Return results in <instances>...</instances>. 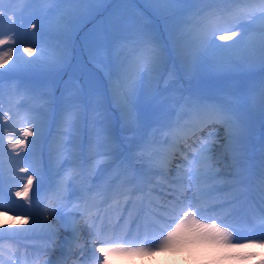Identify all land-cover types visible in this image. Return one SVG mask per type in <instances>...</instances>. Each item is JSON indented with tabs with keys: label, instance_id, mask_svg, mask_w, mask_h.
I'll return each instance as SVG.
<instances>
[{
	"label": "rangeland",
	"instance_id": "obj_1",
	"mask_svg": "<svg viewBox=\"0 0 264 264\" xmlns=\"http://www.w3.org/2000/svg\"><path fill=\"white\" fill-rule=\"evenodd\" d=\"M59 1L60 0H21L20 3H17L16 5L15 3L12 4V0H0V12L5 13L4 19H0V39H7L9 41L7 46L0 44V55H3L4 52L7 51H12L14 55V59L9 60L3 66V68H0V72H3V69H7L6 71L11 72V74L23 76L31 74L27 70L29 67H33L34 69H39L40 73H44L41 72L42 70H48L49 73H46L50 76V74L55 71V65L59 63V61H56L57 59L54 60L50 57L49 61L46 56L38 55L32 50L24 52L23 49L26 47L30 49V47L27 45L31 44L32 42H38V44L41 45H46L50 42L46 35L44 36V41L39 40V38L30 39V36H34L35 30H37V28L33 27V24H36L38 28L45 32L47 30L48 32H51L50 30L61 31V29H65L64 24L53 25V23H49L48 18L50 17H47L44 20L45 16L50 11V8L54 9L55 4ZM72 1H75L73 4L78 6L72 7V9L69 7V10H67L68 5H66L62 9L60 7L58 10H56V12H58L56 14L58 19L60 17L63 18L64 13H68L69 15L70 12L72 14L71 17H74L80 13V10V18L83 19L81 22H78V24L81 26L79 28V34L71 35V30L69 29L67 32L65 29L67 41L69 44L74 46V51L71 53L70 57L72 58V63L70 65L71 67L68 69V71H66L69 73V78L74 81L76 77H78L81 83L84 85V91L87 93L90 90L93 102L97 101L99 103V105H97L98 107L102 105L103 101L107 100V102L117 105L119 110H123V107L130 103L137 108L135 109V116L137 117V115L140 113V116L144 119L145 123V126L143 129H141V131L131 133L128 132V130H130L129 127L124 125V120H130V117L118 119L119 117L117 115L114 117L110 116V118L106 120V123L100 126L101 137L108 140L114 136L128 137L129 139H123L126 141L121 140V143L126 144L127 148L134 149L138 142L148 135L149 131H157L159 129L158 124L161 121L160 117H158L155 121L156 114L153 109H151V115H145V117H143V114H145L142 107L144 101L143 98H147L149 96V86H147L146 83H149V80L154 83L152 78L156 77L158 79L159 86L164 88L165 86L169 85V78L180 77L175 68V62L170 61L172 59L169 60V57L167 58L169 62L165 60L160 46L157 48L153 47L154 52L152 58L142 69L134 72L131 68L130 60L126 58L125 55V46L136 44L135 42L132 43V40H138V45L143 43L144 40L148 42L152 39L154 41L164 36L167 37L165 45L172 52V57L175 55L179 60H186L193 63L191 67H188L187 64L183 65L177 61L179 64L183 65L181 66V70L187 73L189 77L196 76L195 72L197 73V70L200 67L196 59H200L205 54L209 55V59H211L213 56L212 58L215 60L220 59L221 62H225L224 60L228 61L230 58L233 59L235 56H237V54H239L240 51L243 53V56L246 57V59H242V62L239 63L236 70L241 68H248L252 70L237 75V78L235 79L228 78L226 74L223 77H227V79H223L221 82H223V84L227 87L232 86V88H234L239 86L244 93V96L247 95L249 89L253 88L257 81V84L254 87V96L244 103L245 107H241L242 110L237 115V117L239 118V122H244V112L249 118H252L254 114H264V50L261 52L253 49V44L256 40L254 39L255 33L250 30V23L247 21L245 22V18L242 19L243 15L246 14V11L251 4L247 5L246 8H242L237 11L239 9V5L238 2L235 3L232 5V14L224 18L218 25V27H221L222 30L220 32L223 35L232 36L231 30L240 32L241 34L237 38L233 37V40L230 41H220L218 37L217 40L212 37L204 42H201V40L195 36V33L191 32V29H193L199 21L196 17V23L193 24L192 15L198 14L203 8L209 7V5L213 3V0H131L136 2L138 1L140 5H134L133 3H130V0H101L102 4L111 1L110 5H107L104 9V12L102 13L94 11L95 9L93 7H89L91 4H93V0L89 4L85 2V0ZM149 2H152L155 5H152L153 7L151 8ZM254 2L257 3L259 0H254ZM145 6L150 8L152 16L161 17V22L166 20V15L172 13L174 15L173 21L167 23L166 25L161 24L163 27L162 30L161 26L155 20L151 19V15H149L150 18L141 16L143 18L142 19L134 12V10L138 8V14H143L144 11L147 10ZM13 13L16 14L14 21L15 28L14 30L9 31V25L12 22L5 21H7V16L12 15ZM147 21H151V23H148ZM188 22L190 23L188 24ZM54 37L56 39L57 36ZM72 37H77V39L73 40ZM77 40H81V42L79 43ZM54 47H56V45L52 46V49H54ZM78 47H81L82 49L84 48L83 52H80ZM58 48L59 47L57 46L54 50ZM64 50L65 47H62L61 52ZM82 54L88 55L91 58L103 63L93 61L95 63H92L90 66L85 65L81 59ZM64 57L66 58L65 55ZM109 60H111L112 65L110 64ZM169 63L171 66H169ZM98 64L100 65L101 69ZM50 65L52 66V69H49ZM92 67L98 69V71L96 72V70H94ZM105 67H107L106 72L111 74L112 77L111 78L110 75H108V91L106 90V92L102 91V81L98 79L101 74L105 72ZM149 67L153 70H157L158 74L150 76L142 72ZM168 69H170V75L166 77ZM259 70L261 71L259 72ZM35 72H37V70H35ZM37 76L40 77V75ZM165 77L166 79H164ZM5 80L6 79H4V77L0 76V94L12 90L11 87L6 85ZM214 81L218 82L219 80ZM144 82L145 85H142ZM207 83L212 84V81L209 80ZM207 83L205 84L208 86ZM181 84L183 85V82H181ZM47 87L48 85L45 86V88ZM116 87L120 92L121 102L120 100L119 102L116 100L115 94L113 93V89ZM178 89L179 87H175V89L171 90H177L175 100H173L174 103H176L180 97V90ZM12 92L9 94L14 95ZM166 92L167 90H163L161 93L165 95ZM221 93H223L222 89ZM59 95L60 96L56 97L54 103V113L56 115L59 114V116L56 118H59L62 114H65L66 116L67 109L70 107V102H75L78 100V98L72 92H60ZM90 97L91 95L89 94L85 96L86 99ZM126 100L127 103L124 104ZM117 103L123 104V107ZM12 105H15V108L11 106L9 109L11 112L8 110H3V107V109H0V152H4V154L0 153V214H6L12 219H19L21 223L29 221L31 224H34V218L37 216H35L36 214L28 209L27 202L30 201L32 190H30L29 197H16L14 192L23 188V185L27 180V176L32 174V172H34L35 175L39 177L42 175L38 167L35 169L33 168L31 172L27 171L26 169L24 171L25 173H22L17 169H21L22 166H25L31 152H38V150L41 149V140L39 141L33 136L37 132L41 133L42 136L45 135V137H48L51 134L47 133V130L50 131V122L48 123L50 118H48L46 115V110L42 109V107L39 105L34 107L25 105V107L32 113L30 117H33V121H35L33 124L34 126L27 128H29V131L32 129H35V131L27 138L24 147H12L15 145V141L18 139L14 135L15 133L18 134V127L20 129L19 139L24 138L23 131H21L22 124H18L17 121H12L14 115L20 112L22 103L16 102V104ZM123 114H125L124 111ZM56 118L54 119L55 126L52 127L53 129H56L57 131H63L64 134L66 131H73L75 134H72V137H77L79 128H77L76 125L78 121H73L72 118H69L66 120V122L60 123V120L56 121ZM117 119L119 120L118 123ZM253 124L257 125V123ZM5 125L7 126L5 127ZM78 125L81 126L82 123ZM53 129L51 130L53 131ZM111 129L113 132H111ZM116 129H119L118 131L121 133L117 132ZM232 129L241 130L235 128ZM244 132L247 133L246 131ZM64 134L54 136L55 134L52 133V141L56 139V142L60 144L61 147L65 144H70V141L65 140L67 136ZM251 134L255 135L256 130H253ZM220 145L221 142L219 144H213V146H211V150L221 149ZM51 148L55 149V145H52ZM125 153L126 152L121 151L120 155L123 156ZM128 154H131V152H128ZM102 155L104 157L108 156V154ZM116 157H118V155H116ZM29 161H31L33 165L39 166L38 158L31 157ZM65 211H63V213H59L61 216L67 217L66 222H70L71 220L69 219H71V217H69L68 213ZM20 213H23V215ZM52 217L55 222H58L55 223L54 226L57 230L63 231L66 229L60 219L54 215H52ZM32 231L33 230H29L28 233H32ZM256 236H258L259 239L256 238V242L254 244L256 245L257 252L261 255V263L258 264H264V233L257 234ZM16 240L13 239L11 242H5L3 245L0 243V254L2 253L1 250L6 251L8 254L4 252L5 254H3V258L9 259L6 262H3V264H15V260L12 259V256L14 258V256H17L16 254L19 256L24 255L25 251L22 250V246H25L26 243L19 242L18 240L17 242ZM154 248L155 250L152 252L158 251V248L162 251L163 254H161L160 257L178 259L186 264H232L230 263L232 260L227 258V249L224 246L208 241H184L165 245L164 247H160L158 244ZM111 254L112 253H109L107 257L108 264H119L118 260L120 259L114 258V255ZM236 264H239V262Z\"/></svg>",
	"mask_w": 264,
	"mask_h": 264
},
{
	"label": "bare ground",
	"instance_id": "obj_2",
	"mask_svg": "<svg viewBox=\"0 0 264 264\" xmlns=\"http://www.w3.org/2000/svg\"><path fill=\"white\" fill-rule=\"evenodd\" d=\"M186 109H189V107L183 105L178 113L184 112V110ZM213 113H214L213 118L211 120L198 121L185 133L179 135V142L183 140L184 142H182V144L185 145L187 148H189L192 154L198 151L193 149L192 145H197V144L199 145L200 143L209 145L213 141L222 142L226 158H221L219 156L212 158V155L206 152L205 153L206 163L195 166L196 168L208 172L209 179H207L206 182H201L200 183L201 185H206V186L217 185L218 187H222L220 185H222L223 182H230L231 184H233L231 187L225 188L220 191H216L213 194V196H209L210 199H214L213 197H215L221 200L224 199L225 197L229 198L231 195H233L234 193L236 194L241 189V185L240 182H238V179L246 169H249L251 167L249 166L248 168V165L250 163L254 164L256 162H259L258 165L260 163L264 165V142H263V136L260 137L258 136L257 143H254L255 145H253L251 142V136L248 134V132L245 133L244 131L234 130L228 127V124L224 121L221 114H219L220 112L214 110ZM185 119L186 118L177 121L178 129L180 127V123ZM169 130H174V129L170 128ZM212 130L215 132H212ZM174 132L175 131H172L170 135L168 133L164 135V134L151 132L150 134H148V136L145 139L139 142L137 147L134 149V154L136 155L135 157L136 160H139L138 159L139 156H142L144 157L148 165L153 167H158L159 169L164 171L163 176H160L158 174L154 175V178L156 179V183L151 185V187L154 189H159L160 184L158 183H161L175 189L176 191H179L180 211L186 212L190 210L189 209L190 206L189 208H187V205L196 204L202 206L203 200L196 199L195 189H197V187L193 183H190L191 173L194 170L191 156H184L183 158L185 159V162L181 164H179L178 161L174 159L175 156L181 155V152L178 151L177 148L178 144L175 141L173 142V144H171L172 134ZM210 133L213 134L211 137L209 136ZM191 134H195L196 136L195 137L196 140L194 141V143H191L190 141L187 140V135H190L191 138ZM144 141H145V145L141 147ZM93 164H96V161H94ZM165 164L171 165V168H169L171 170H165ZM218 167L226 168L228 172H218V173L215 172ZM170 177H174L176 179L175 183H169ZM137 184L139 185V187L142 188V194L135 199L131 197L132 201L130 203H126V205H128L129 207L128 210L130 212H139L144 207H149L150 209H152L153 200L159 199V197L161 198V194H154L150 192L147 188H144V183H141L139 179H137ZM105 186L107 188H110V183L105 184ZM258 187L259 190L264 191V188L261 187L260 179H257L255 181L254 186H250L251 188L250 195ZM255 194L258 195L257 192H255ZM115 201L120 202L121 200L118 197H114L112 201H110L107 204V209H111V208L117 209L118 205L115 203ZM258 202L259 200H256V203ZM90 208L94 209L93 207ZM232 209L233 206L231 204L222 205L221 207H217L210 212H202L201 217L206 219L210 218L214 221V223L217 224L218 227H221L222 225L225 224H232L235 218L241 215V212H234ZM41 210H42L41 212L42 217L40 218V220H44L45 210L44 209ZM91 211L92 210L86 211V209L84 211H81L78 220H86L88 218L87 215ZM252 211L253 209L251 210V214ZM223 212H226L228 214L227 218H225L224 220H217L219 215ZM46 220L47 223L51 224V227H47L46 225L41 224L39 222H36L34 224H31V222L29 221L21 223L19 219H12L8 215L0 214V236L10 235L9 237L12 238L14 237L18 241H23L25 243L32 241L38 235L45 234V235L55 236V234L57 233L55 232L54 226L55 223L58 222H55L51 215H47ZM174 223L175 222H173V224ZM253 226L254 223H252L249 227H247V229H250ZM13 227L15 231L13 230ZM29 230H33L32 233H28ZM70 235H71V228H68V230L65 232V237L68 238ZM154 237L155 236H153L152 238ZM30 252L32 254L37 253L36 251H30ZM59 254H60L59 257H53L51 262H48V264H63L64 252ZM128 256L129 257H127L126 260H118L119 264H129L128 262L133 260V258H137L142 255H136V256L128 255ZM100 261L101 259H98L94 264H101ZM34 263H36L34 262V257L28 261V264H34ZM140 264H186V263L178 259H170V258L168 259L167 257L164 258L155 255L151 259H148L147 261H141Z\"/></svg>",
	"mask_w": 264,
	"mask_h": 264
},
{
	"label": "snow or ice",
	"instance_id": "obj_3",
	"mask_svg": "<svg viewBox=\"0 0 264 264\" xmlns=\"http://www.w3.org/2000/svg\"><path fill=\"white\" fill-rule=\"evenodd\" d=\"M238 0H213V3L209 5V7L202 9L200 13L197 15L201 17V19L197 22L195 27L191 29V32L195 33V36L201 40V42H204L212 37H214L217 40V37L220 41H230L233 40V37H238L241 33L231 30L232 36L229 35H223L219 31L218 28L211 27L205 23L209 15H215L220 13H231L233 11L232 5L237 3ZM249 4L254 3V0H248ZM260 5V14L255 15L254 12L248 13V18L250 19L251 23L250 30L255 33L254 39L258 40L261 45H264V0H259ZM5 13L0 12V19H4ZM15 18L16 14L13 13L12 15L7 16V21L5 22H12L9 25V31L14 30L15 28ZM236 25V24H234ZM34 28H37L36 24H33ZM6 35V33H5ZM0 44H3L7 46L9 44V41L7 39H0ZM36 48V47H35ZM37 53L41 52L42 50L40 48H36ZM29 48H24V52H28ZM154 52V48L150 43H145L141 45L131 44L125 46V55L126 58H128L131 62V68L133 71H138L142 69L145 64L152 58ZM14 55L12 51L4 52L3 55H0V68H3V66L9 61L13 60ZM193 114L196 116H199V112L192 111ZM188 115L187 112H181L177 115V121L184 119L185 116ZM7 125H5L6 127ZM35 129L32 131H29L25 129L23 131V139H17L15 141V145L12 147H24L25 143L27 141V138L33 134ZM213 134L210 133L209 136L211 137ZM216 143H219V141H216ZM145 145V141L142 143L141 147ZM195 147V145H192ZM139 150V149H138ZM211 150L210 145H205L203 148L198 149L196 153L191 154V159L193 162V172L191 173V180L190 183H193L197 187V194L203 196L205 193L199 189V184L201 182H206L207 179H209L208 172L201 170L199 168H196V165L199 164H205V153ZM19 159V158H18ZM27 166H22L21 171H25ZM28 171L31 172V168L28 167ZM133 172L135 173L136 170L133 169ZM35 173L32 172V174H29L27 176V180L23 185V188L19 191H15L14 195L16 197L24 196L29 197L30 190H32L31 200L29 202V207H39L38 203V197L40 192L36 191V185L33 184V177ZM37 181L39 180V177L36 178ZM133 179H139L141 183H151V181L148 179V173L141 171L139 173H136V175L133 176ZM260 183L261 187L264 188V167H262L260 171ZM37 184V183H36ZM142 190V189H139ZM213 190H209L207 194H211ZM255 209L256 218L261 222V227H264V191L261 192V198L258 203H253L252 205ZM127 211V209H121V216L120 219H123V212ZM23 215V213H20ZM199 213L197 212L195 215L192 212H184L183 219H180L179 223L175 225V228L172 231H169L167 236L161 241L160 247H164L165 245L169 244H175L180 243L184 241H208L212 242L217 245H228L230 247H241L242 245L238 244H232L230 241V233L222 227H218L216 223H202L200 220H198L196 217ZM47 215H54L58 219H60L63 223V226L66 228H71V235L66 238V243L68 244L69 252H71L73 244L77 243L79 241L78 236V229L76 227V220L75 217L72 216L70 222L67 221V217L61 216L59 212L53 211L51 213L45 212L44 213V220H40L39 218H34V223L39 222L41 224L46 225L47 227H51V224L47 223L46 217ZM97 220H102L103 218L100 215H97L95 218ZM91 227H95V224L93 223ZM112 241H104L103 243H111ZM142 243L139 240H133L128 241L126 237L120 238L117 241L118 246L116 247H101L99 248V252L104 257L103 264H108V254L109 253H117V254H125V255H142V254H148L149 249L145 247H137V246H131L134 244ZM123 244H129L130 246H122ZM82 254L86 252V247H81ZM94 259H99L98 257H95L93 254ZM48 264V262H46ZM85 264L87 262L85 261Z\"/></svg>",
	"mask_w": 264,
	"mask_h": 264
},
{
	"label": "trees",
	"instance_id": "obj_4",
	"mask_svg": "<svg viewBox=\"0 0 264 264\" xmlns=\"http://www.w3.org/2000/svg\"><path fill=\"white\" fill-rule=\"evenodd\" d=\"M91 1L92 0H85V2H87L88 4ZM92 2H93V4H91L89 7H93L95 9H102L103 8V5L106 4V3L105 4H102L101 3V0H93ZM73 3H75V1H72V0L67 1V4H66V5H68L67 10H69V7H70V9H72V7L78 6V5H74ZM130 3H133L134 5H140L138 3V1L136 2V1H131L130 0ZM149 5H151V8H152L153 7L152 5H155V4L152 3V2H149ZM57 13L58 12H55L53 14L51 20H50V18L48 19V22L49 23L50 22L53 23V25H55V24L61 25V22L63 20H65V22H67L69 24V27L72 28V24H71V22L69 20V19L72 18L71 17L72 16L71 12L69 13V15H68V13H64V17L63 18L60 17L59 19H58V16L56 15ZM80 13H81V10H80ZM169 15H172V13H170V14H168L166 16H169ZM55 31H57V30H55ZM254 42L255 43L253 44L254 45L253 49L256 50V51H261L262 52L264 50V45H261L258 40H255ZM212 57H211V59H209V55L206 54V58L208 59L209 64L202 66L201 67V71H203V72L205 71L207 73L216 74V75L217 74L218 75L219 74H222L223 72L224 73L231 72V71L236 70V68L238 67L239 63L242 62V59H246V57H244L243 56V53H241L240 51H239V54H237V56H235L233 59L230 58L228 61L227 60H224L225 62H221L220 59L215 60Z\"/></svg>",
	"mask_w": 264,
	"mask_h": 264
}]
</instances>
